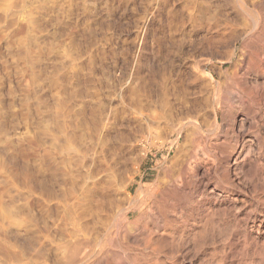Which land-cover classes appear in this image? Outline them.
Listing matches in <instances>:
<instances>
[{
  "label": "rangeland",
  "instance_id": "obj_1",
  "mask_svg": "<svg viewBox=\"0 0 264 264\" xmlns=\"http://www.w3.org/2000/svg\"><path fill=\"white\" fill-rule=\"evenodd\" d=\"M245 19L235 0H0V264H65L88 234L84 264H264V42H235ZM127 189L147 213L130 229Z\"/></svg>",
  "mask_w": 264,
  "mask_h": 264
},
{
  "label": "bare ground",
  "instance_id": "obj_2",
  "mask_svg": "<svg viewBox=\"0 0 264 264\" xmlns=\"http://www.w3.org/2000/svg\"><path fill=\"white\" fill-rule=\"evenodd\" d=\"M255 1H257V0H255ZM235 4H236V6H237V8L240 10V13H241V15H243L246 19L247 18H249L250 19V23L249 24H244L243 26H251L249 29H246V31H245V33H243V35H245L244 37L243 36H240L239 38L237 37L236 38V40L237 41H235L236 43H238L239 41H242V42H244L246 45L248 44V42H250L251 41V44H255V43H263L264 42V39L262 38V35L264 34V18L263 17H261V14L259 13V12H257L255 9H259V6H260V2H254L253 3V8H254V10L253 9H250L249 8V6H248V4H247V1L246 0H235ZM261 7V6H260ZM254 13H256L257 14V16H255L254 15ZM245 19V20H246ZM248 41V42H247ZM237 45V44H236ZM249 45V44H248ZM260 47H264V45H259ZM247 47V46H246ZM251 47V46H250ZM236 50V49H235ZM236 53V52H235ZM253 54L254 55H251V56H253V57H257V58H261V57H263V49H261V48H256V51H253ZM235 54H232L229 58H228V61L229 62H231V61H233V59H234V56ZM246 55V54H245ZM244 55V58L246 59L247 57ZM264 58V57H263ZM262 58V59H263ZM249 59H250V57H249ZM254 59V58H253ZM227 60V59H226ZM242 60V59H241ZM252 62H255V60H252ZM247 63V62H246ZM251 63V62H250ZM248 64V63H247ZM252 65V64H251ZM241 66H243V65H241ZM241 70V69H240ZM232 75H234V77H232L233 79L231 80V82H229V83H227L228 85H229V87L228 86H226V88L228 87V89H227V93H230L231 95H233V96H236L237 97V99L238 98H240L241 97V94L243 95V94H245L246 95V93H247V89H246V87H244L243 85H242V83H241V81H240V78H239V75L237 74V72L236 73H234V74H232ZM212 78V77H211ZM221 81H223V80H221ZM230 81V80H229ZM244 82V81H243ZM211 84H214L213 83V78H212V80H211ZM218 84V83H217ZM221 85H219L218 86V89H219V87H220ZM224 86V85H223ZM214 88V87H213ZM217 88V87H216ZM221 88V87H220ZM223 89V88H222ZM221 89V90H222ZM224 90V89H223ZM223 90H222V92L221 93H223ZM225 91H226V89H225ZM218 93H216L215 92V88H214V98L216 99V104H218V105H220L221 104V102L223 101V97H222V94L219 92V91H217ZM249 94L251 95V93L249 92ZM249 94H247V95H249ZM233 98V97H232ZM213 99V98H212ZM214 99V100H215ZM242 98H240V100H241ZM231 100V99H230ZM244 100V99H243ZM252 100V99H251ZM225 101V100H224ZM231 102V101H230ZM171 103V102H170ZM212 103V102H211ZM214 102H213V106H214ZM215 104V105H216ZM199 106V105H198ZM214 108H215V106H214ZM215 109H217V108H215ZM218 111V110H217ZM216 110L214 111L215 113H214V121H213V123H212V125H211V127H212V131H215V130H218V129H220V122H219V118H218V112H217ZM189 115V114H188ZM182 116V118L181 119H179V122H178V127H176V128H181L180 130H184V128H185V130L184 131H186V129H193V134H192V131H191V135H192V137H190V141H188L190 144H191V146H192V148L194 149V147H195V145H196V143L198 144L197 146H199L200 144L198 143L199 141H197L196 142V139H197V136H198V134H203V132H200L199 133V131L201 130V127H202V125L200 126V123L202 124V122L200 121V123H199V119H198V117L200 116H195V115H189V116ZM201 118V117H200ZM224 121H225V119H224ZM226 122V121H225ZM177 123V122H176ZM175 123V124H176ZM174 124V125H175ZM223 126V125H222ZM173 127H175V126H173ZM172 127V128H173ZM211 127H209L210 129L209 130H211ZM173 129H175V128H173ZM177 130V129H176ZM175 130V131H176ZM179 130V129H178ZM177 130V131H178ZM179 130V131H180ZM179 131H178V133H179ZM188 131V130H187ZM186 131V132H187ZM217 132V131H216ZM185 133V132H184ZM180 134V133H179ZM190 135V132L188 133V136H191ZM203 136V135H202ZM179 138V137H178ZM188 138V137H187ZM198 138H199V136H198ZM199 139H201V137L199 138ZM187 140V139H186ZM186 140H184V141H186ZM189 140V139H188ZM198 140V139H197ZM178 141V140H177ZM184 143H186V142H184ZM187 144L188 143H186L185 145L187 146ZM183 145V144H182ZM184 145V146H185ZM190 146V145H189ZM190 146V147H191ZM210 148V147H209ZM185 149V148H184ZM198 150H199V148H197ZM197 149H194V150H196L197 151ZM188 150V149H187ZM201 150V149H200ZM199 150V151H200ZM190 151V149L188 150V152ZM187 152V153H188ZM194 152V151H193ZM191 153V152H190ZM195 153V152H194ZM190 156H192V155H190ZM195 156V155H194ZM187 157H189L188 155H187ZM196 157V156H195ZM190 159H192V158H190ZM188 160V159H187ZM182 161V160H181ZM192 160H189V162H188V166H189V163L191 162ZM180 162V161H179ZM186 162V161H185ZM187 163V162H186ZM184 165V164H183ZM182 167V166H181ZM188 168V167H187ZM176 169V168H175ZM183 169V168H182ZM189 169V168H188ZM187 170V169H186ZM169 171L170 170H168L167 172V176L168 177H166L167 178V180H166V182H165V184H164V186H166V187H172L173 186V184L175 183V180H174V178H173V175L171 176V174L170 175H168L169 174ZM171 172V171H170ZM175 172V171H174ZM180 172V171H179ZM181 172H183L184 173V171H181ZM180 172V173H181ZM177 173V172H176ZM182 173V174H183ZM174 174V173H173ZM181 174V175H182ZM175 176V175H174ZM176 176H178V174L176 175ZM183 177V176H182ZM179 178H180V176H179ZM159 180V179H158ZM161 181V180H160ZM159 181V182H160ZM178 182H180V179L178 180ZM161 183V182H160ZM164 183V182H163ZM162 184V183H161ZM155 185H156V183H155ZM157 186V185H156ZM109 187V186H108ZM165 187V188H166ZM106 188V187H105ZM150 188V187H149ZM148 187H146V188H144V189H142V190H148L149 189ZM156 188H159V187H156ZM155 188V189H156ZM168 188H166V189H168ZM110 189V187L109 188H107V190H109ZM154 189V188H153ZM104 191V190H103ZM105 191H106V189H105ZM104 191V192H105ZM145 191H144V194H145ZM160 191H162V190H160ZM166 191V190H165ZM108 192V191H107ZM126 192H127V194L129 195L128 197H126L122 202H120L121 201V199H120V201H119V203L117 204V206H118V208H119V211H118V214H119V219H121V221L123 222H121L122 224H124V225H128L127 227L130 229V227H134V226H137L139 223H141V221L144 219V217H145V215L147 214H145V213H143V206H142V204H144L143 203V201L142 200H139V198L137 199L136 197H134L133 196V194L127 189L126 190ZM143 192V191H142ZM148 193H150L149 191H147ZM164 192V191H163ZM101 193V192H100ZM103 193V192H102ZM101 193V194H102ZM113 193V192H112ZM140 193V192H139ZM162 193V192H161ZM161 193H159L160 195H158L157 193V195L158 196H161ZM166 193H168V192H166ZM143 194V193H142ZM164 194V193H163ZM148 195V194H147ZM151 195V194H150ZM165 195H167V194H165ZM111 196V195H110ZM146 196V195H145ZM152 196V195H151ZM156 196V195H155ZM107 197V196H106ZM161 198V197H160ZM162 198H163V196H162ZM156 199H158V198H155V200ZM163 199H165V197L163 198ZM163 199H161V200H163ZM111 201H113V200H111ZM110 201V202H111ZM115 201V200H114ZM118 201V200H117ZM116 201V202H117ZM159 201V200H158ZM112 204H113V202H111ZM141 204V205H140ZM117 206H115V207H117ZM145 207V206H144ZM70 208V207H69ZM75 209V208H74ZM146 209V208H145ZM116 211L118 210V209H115ZM115 212V211H114ZM153 213V212H152ZM69 214V213H68ZM70 214H71V212H70ZM69 214V215H70ZM117 214V215H118ZM145 214V215H144ZM116 215V214H115ZM71 216H72V214H71ZM69 218H71L72 219V217H69ZM68 218V219H69ZM115 218V217H114ZM210 218V217H209ZM69 220V221H73V220ZM117 220V219H116ZM111 221H113V218H112V220ZM115 221V220H114ZM157 221V220H156ZM68 222V221H67ZM70 222V224H72ZM78 222V224H79V221H77L76 220V223ZM215 222V221H214ZM74 223V222H73ZM81 223V222H80ZM100 224V223H99ZM114 224V223H113ZM117 224H118V222H117ZM117 224H115V225H117ZM70 226V225H69ZM82 226V225H81ZM84 226V225H83ZM76 228L78 227V226H75ZM73 225H72V228L74 229L75 228ZM126 227V229H128ZM71 228V229H72ZM78 228H80V227H78ZM85 229V228H84ZM84 229H82V231L84 230ZM133 229V228H132ZM75 230H77V229H75ZM86 230V229H85ZM84 230V231H85ZM78 231V230H77ZM83 231V232H84ZM87 231V230H86ZM85 231V232H86ZM126 231V230H125ZM130 231V230H129ZM151 231H152V229H151ZM75 232V231H74ZM80 233H81V231H79ZM78 232V233H79ZM72 233H73V231H72ZM71 232H70V234H72ZM78 233H74V235L75 234H78ZM130 233V232H129ZM150 233V232H149ZM202 233V232H201ZM82 234L83 233H81V237H82ZM86 234V233H85ZM199 234V233H198ZM74 235H73V237H74ZM89 235V234H88ZM87 235V236H88ZM134 235V234H133ZM148 235V234H147ZM71 236V235H70ZM84 236H86V235H84ZM86 236V237H87ZM72 237V238H73ZM76 237H77V235H76ZM78 237H79V234H78ZM85 237V238H86ZM128 237V236H127ZM70 238V237H69ZM84 238V237H83ZM83 238H82V240L80 241V242H78V241H75V242H77V244L75 245L74 243H73V241H72V243L71 244H74L73 246H71V247H69L66 251H67V254H66V256H65V258H66V262L67 263H65V264H84V261H85V259H87L86 258V255L88 254V252H87V254L85 253L86 251H84V245L85 244H87V243H83V241L85 240V238H84V240H83ZM70 240H72V239H70ZM87 241H88V243H89V239H87ZM70 242V241H69ZM86 242V241H85ZM68 243V242H67ZM135 244V243H134ZM67 245V244H66ZM97 245H99V244H97ZM70 246V245H69ZM87 246V245H86ZM88 246H89V244H88ZM91 246V245H90ZM89 246V247H90ZM65 247V246H64ZM64 247H63V251H65L64 250ZM88 247V248H89ZM142 247V246H141ZM66 248V247H65ZM93 248V247H92ZM90 249V248H89ZM93 250V249H92ZM88 251V250H87ZM97 251H98V249H97ZM63 253V252H62ZM39 255V254H38ZM65 255V254H64ZM99 255V254H98ZM88 257L90 256L89 254L87 255ZM103 257V256H102ZM107 258V257H106ZM64 261V260H63ZM99 264V263H98ZM105 264H106V262H105Z\"/></svg>",
  "mask_w": 264,
  "mask_h": 264
}]
</instances>
